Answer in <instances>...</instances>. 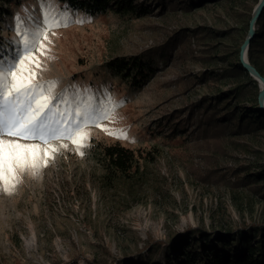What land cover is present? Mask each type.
<instances>
[{
  "label": "rangeland",
  "instance_id": "obj_1",
  "mask_svg": "<svg viewBox=\"0 0 264 264\" xmlns=\"http://www.w3.org/2000/svg\"><path fill=\"white\" fill-rule=\"evenodd\" d=\"M259 1L209 2L190 11L154 12L138 19L113 12L89 17L67 10L68 26L48 32V40L43 41L46 55L34 54L40 64L31 67L35 82L58 81L45 93L52 96L78 86L82 94L76 102L90 104L92 110L107 104L106 96L122 106L115 109L114 122L110 117L74 135V139L86 135V146L78 149L72 140H53L50 146L58 151L51 158L41 152L35 174L31 169L18 171L19 183L10 194L0 186V264H87L92 259L139 264V257L145 259L143 264H168L171 257H165L164 247L155 254L147 252L150 238L166 242L190 227L223 231L264 222V197L255 191L257 185L238 188L230 173L239 167L245 171L264 167V132L225 139L220 153H200L196 143L177 138L168 144L151 134L161 117L233 86L232 79L204 82L198 76L206 69L219 70L222 60L233 58L235 51L240 58L256 27V18L252 23L251 18ZM55 5L65 9L57 0ZM1 10L3 58L13 54L17 16L38 22L41 0H17ZM180 31L188 34L183 48L173 52L139 90L121 85L103 67L109 59L137 54ZM253 78L259 85L258 102L263 101L259 107L264 109V93L260 94L264 82ZM83 89L91 91L83 93ZM59 111L65 118L73 115L63 104ZM103 129L126 130L127 139ZM100 144L134 150L148 181L134 188L105 185L95 155ZM212 166L216 173L207 175ZM219 174L224 178L219 179Z\"/></svg>",
  "mask_w": 264,
  "mask_h": 264
},
{
  "label": "trees",
  "instance_id": "obj_2",
  "mask_svg": "<svg viewBox=\"0 0 264 264\" xmlns=\"http://www.w3.org/2000/svg\"><path fill=\"white\" fill-rule=\"evenodd\" d=\"M233 1L235 0H57L61 7L89 17L113 12L129 19H138L154 12L164 14L169 10L190 11L199 5H208L209 2L216 4ZM12 3H17V0H0V17L3 5ZM249 19L248 16L246 25ZM255 25L247 45L246 58L249 65L264 78V6L256 17ZM187 36L186 32H175L159 45L137 54L109 59L103 67L121 85L139 90L157 73L159 67L168 63L173 52L179 53ZM220 58L224 59V56ZM222 61L223 66L219 70L206 69L199 74L198 79L204 82L232 79L233 86L213 95H203L197 101L187 103L176 113L161 117L154 124L155 130L151 133L153 136H161L168 144L177 138L185 143H196L194 147L200 153H220L223 152L222 142L225 139L230 140L244 133L264 132V109L259 107L257 99L258 83L242 66L238 51H235L233 58ZM95 151L96 160L103 171V183L108 187L134 188L148 181V177L139 170L135 151L131 148L121 144H100ZM245 170L246 168L239 167L230 172L233 185L242 188L255 184V191L264 197V167L257 171ZM216 171V167L212 166L206 173L210 175ZM218 177L222 179L224 174H219ZM211 233L215 236L212 237ZM162 247L165 257H171V262L168 258V264H264V222H251L234 230L223 231L207 230L200 226L190 227L166 242L150 238L145 249L149 254H155ZM144 260L139 257V264H143ZM87 264H113V261L92 259Z\"/></svg>",
  "mask_w": 264,
  "mask_h": 264
},
{
  "label": "snow or ice",
  "instance_id": "obj_3",
  "mask_svg": "<svg viewBox=\"0 0 264 264\" xmlns=\"http://www.w3.org/2000/svg\"><path fill=\"white\" fill-rule=\"evenodd\" d=\"M16 19L18 39L12 42L15 45L13 54L0 58V186L9 194L19 183L18 171L31 169L35 174V170L41 166V152L51 158L58 151L50 146L51 141L69 139L78 149L84 147L87 136L80 135L74 139V135L81 128L99 126L101 120L110 117L114 122L115 109L122 106L106 96L107 104L92 110L90 104L76 102V98L82 94L78 86H71V89H65L55 96L45 95L55 88L58 81L35 82V72L31 71V67L35 63L39 68L40 64L34 54L39 52L46 55L48 49L43 41L48 40V32L68 26V11L58 8L55 0H41L38 22L29 23L19 16ZM90 91L82 90L83 93ZM73 103L75 107H69ZM61 104L73 114L71 118H65L60 113ZM57 116L60 118L57 119ZM103 130L117 139H127L126 130ZM42 145L48 147L45 149Z\"/></svg>",
  "mask_w": 264,
  "mask_h": 264
},
{
  "label": "water",
  "instance_id": "obj_4",
  "mask_svg": "<svg viewBox=\"0 0 264 264\" xmlns=\"http://www.w3.org/2000/svg\"><path fill=\"white\" fill-rule=\"evenodd\" d=\"M264 6V0H260L255 11H254V14L251 18V23L255 20V18L257 17L259 11L263 8ZM252 33V30H250V34ZM249 38L248 37L246 40H245V44L243 46V48L241 49V56L239 58L240 62L242 63V66L248 71L249 75H251L252 77H255L256 79H258L259 81L261 82H264L263 81V78L258 74V72L249 65V63L246 61V45H248V42H249ZM264 93V88L262 91H260V94ZM263 103L262 99H259V105L261 106Z\"/></svg>",
  "mask_w": 264,
  "mask_h": 264
}]
</instances>
